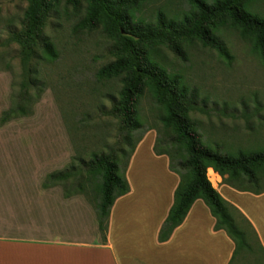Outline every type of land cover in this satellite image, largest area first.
<instances>
[{
  "label": "rangeland",
  "instance_id": "1",
  "mask_svg": "<svg viewBox=\"0 0 264 264\" xmlns=\"http://www.w3.org/2000/svg\"><path fill=\"white\" fill-rule=\"evenodd\" d=\"M254 6L264 15V0ZM25 9V1L0 0V234L89 239L92 233L102 239L95 209L99 178L89 177L87 162L93 156H118V173L124 175L131 147L145 132L154 130L161 144L170 139L160 120L163 109L144 87L137 106L141 128L130 132L122 128L120 118L112 114L120 78H96L97 71L114 60L113 42L100 27H78L84 5L72 7L60 1L43 30L57 57L39 64L31 60L25 68L20 48L12 40L21 29ZM192 9L191 0H145L133 15L149 24L156 22L158 13L179 22ZM217 35L230 60L194 40L182 44L181 57L159 47L157 59L195 90L189 118L204 147L222 154L262 149L264 64L237 31L221 27ZM33 66L41 81L37 97L35 86L27 84ZM24 88L35 98L31 109L1 122ZM170 153L174 163L180 160L175 147H170ZM66 171L86 178L83 189L75 183L79 176L63 185H44L49 174ZM206 174L209 177L210 170ZM258 188L264 191V183ZM233 216L242 225L239 215ZM251 260L248 256L243 263L251 264Z\"/></svg>",
  "mask_w": 264,
  "mask_h": 264
},
{
  "label": "trees",
  "instance_id": "2",
  "mask_svg": "<svg viewBox=\"0 0 264 264\" xmlns=\"http://www.w3.org/2000/svg\"><path fill=\"white\" fill-rule=\"evenodd\" d=\"M22 1L26 2V9L21 29L12 35V40L20 48L23 66L26 68L31 60L38 64L42 61L51 62L57 53L51 41L43 35V30L50 13L56 10L61 0ZM143 1L65 0V3L72 7L85 6L79 28L92 30L100 27L113 42L111 54L114 60L101 67L96 78H120L121 88L112 114L120 118L122 128L126 132L141 128L137 106L144 87L163 109L160 120L164 130L170 132L171 136L166 144H161L156 138L153 151L156 155L169 157V170L178 175L179 183L158 240L167 241L173 230L183 222L193 202L201 199L215 219L214 230L224 231L234 244L229 264L242 262L248 256L252 257L251 264H264V249L253 227L220 196L206 177L207 168H211L229 186L239 191L260 194L264 192L258 188L264 183V148L239 149L222 154L204 147L189 118L196 103L195 90L190 89L180 75L166 70L157 59L159 47L164 46L181 57L182 44L194 40L203 48L215 51L221 59L230 60L227 47L217 35L219 28L226 27L237 31L241 39L248 41L252 53L264 64V15L254 6L257 0H191L192 11L179 22L166 20L162 13H158L156 22L149 24L135 19L133 15L134 9ZM38 73L36 66H33V70L28 72L27 81L28 85L35 86L36 97L41 92ZM34 100L24 88L18 102L13 109L3 114L1 122L13 115L27 114ZM135 145L131 147V153ZM170 147H175L179 153L180 160L176 163L171 158ZM117 164L118 156L109 155L93 156L87 162L89 177L99 178L95 185L98 197L95 209L98 229L103 233L102 242H105L104 234L114 201L129 190L124 175L118 173ZM77 176L79 174L70 171L51 173L44 185H63L69 178ZM84 179H75L78 188L83 189ZM249 186H255L256 189ZM233 213L239 215L242 225L236 222Z\"/></svg>",
  "mask_w": 264,
  "mask_h": 264
},
{
  "label": "crops",
  "instance_id": "3",
  "mask_svg": "<svg viewBox=\"0 0 264 264\" xmlns=\"http://www.w3.org/2000/svg\"><path fill=\"white\" fill-rule=\"evenodd\" d=\"M155 140L154 130L145 132L128 159L129 190L110 209L105 242L90 231L89 239L0 234V264H229L234 244L224 231L214 230L215 219L201 199L169 239L159 242L179 177L169 170L167 155L154 153ZM214 174L211 186L248 220L264 249V192L239 191Z\"/></svg>",
  "mask_w": 264,
  "mask_h": 264
},
{
  "label": "bare ground",
  "instance_id": "4",
  "mask_svg": "<svg viewBox=\"0 0 264 264\" xmlns=\"http://www.w3.org/2000/svg\"><path fill=\"white\" fill-rule=\"evenodd\" d=\"M216 178H217V175L214 174V172H210L209 181L214 184Z\"/></svg>",
  "mask_w": 264,
  "mask_h": 264
}]
</instances>
